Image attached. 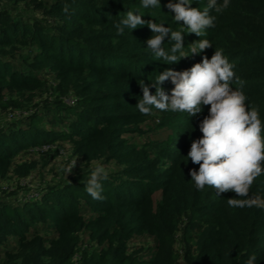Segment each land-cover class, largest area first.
Masks as SVG:
<instances>
[{
    "label": "trees",
    "instance_id": "obj_1",
    "mask_svg": "<svg viewBox=\"0 0 264 264\" xmlns=\"http://www.w3.org/2000/svg\"><path fill=\"white\" fill-rule=\"evenodd\" d=\"M168 2L145 9L141 0H0V106L16 110L0 125V181L30 175L37 160L17 158L57 141L81 158L34 197L0 196V264H246L253 254L264 264V209L230 207L235 193L198 190L191 180L199 165L186 156L209 106L194 117L162 111L158 123L149 120L159 110L142 115L135 106L140 81L155 94L159 73L190 69L218 49L234 65L233 89L264 122V0L210 10L215 26L202 37L185 34L184 50L198 39L213 48L173 64L147 48V24L122 35L115 27L131 10L181 30ZM163 87L171 94L174 85ZM95 161L109 173L102 200L85 191ZM250 195L264 197V175Z\"/></svg>",
    "mask_w": 264,
    "mask_h": 264
},
{
    "label": "clouds",
    "instance_id": "obj_2",
    "mask_svg": "<svg viewBox=\"0 0 264 264\" xmlns=\"http://www.w3.org/2000/svg\"><path fill=\"white\" fill-rule=\"evenodd\" d=\"M142 7L160 8V0H141ZM193 0H169L166 7L174 13V20L182 25L181 30H172L153 21H145L142 15L131 10L115 25L117 34L125 29L132 30L147 24L153 35L147 40V48L156 60L165 64L179 62L183 58L198 55L206 49L213 48L208 39H198L188 44L186 52L185 34L197 37L206 35V30L215 26V16L210 10L221 13L229 7L230 0H208L201 10L192 7ZM63 12L70 16L67 4ZM169 38V48L165 49V38ZM235 76L234 65L229 62L222 50H215L209 59L203 56L201 62L190 69L174 71L166 69L152 79V88L143 81L139 82L142 98L135 105L142 115H150L153 109L187 113L194 117L209 106L208 115L199 124L201 138L191 142L187 153V162L199 165L198 171H190L191 180L198 190L205 186L213 188L217 195L233 192L234 198L227 199L233 208L264 209V197L250 195L251 188L258 177L264 175V122L259 109L250 107L248 97L240 89H233ZM171 80L174 87L171 94L165 91L163 84ZM242 85L243 82L240 81ZM77 161L68 164L63 170L69 176ZM109 173L102 164H97L86 182L85 191L94 199L102 200V181L108 179ZM257 257L251 255L246 264H256Z\"/></svg>",
    "mask_w": 264,
    "mask_h": 264
},
{
    "label": "rangeland",
    "instance_id": "obj_3",
    "mask_svg": "<svg viewBox=\"0 0 264 264\" xmlns=\"http://www.w3.org/2000/svg\"><path fill=\"white\" fill-rule=\"evenodd\" d=\"M39 16L42 15L40 14ZM45 97L46 94L43 98ZM37 101H40V99ZM25 111L27 110L25 109ZM15 112L16 110L14 108L3 109L0 106V125L6 124L11 119H14L15 117L13 113ZM163 116L164 114L162 111H155L151 115L149 121L158 123ZM30 159L37 160L38 165L35 170H33L30 175L22 179L11 176L6 180L0 181V196H7L9 198H13L15 195L22 196L23 198L34 197L37 195L40 188L49 184L54 185L59 180L66 178L67 173L63 169L68 164L73 161H77L78 164L81 160V158L73 151L72 146L63 141H57L51 145L44 146L41 153L39 150H36L35 152L24 151L17 158L16 163ZM47 160H49V162L45 164ZM92 164L96 166L99 162L95 161L92 162ZM151 242L152 241L149 243Z\"/></svg>",
    "mask_w": 264,
    "mask_h": 264
}]
</instances>
